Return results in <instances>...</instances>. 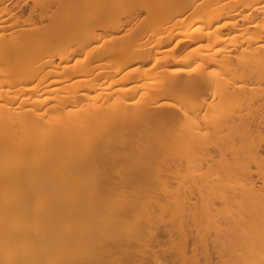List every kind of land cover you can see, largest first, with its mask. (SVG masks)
<instances>
[{"label":"bare ground","instance_id":"bare-ground-1","mask_svg":"<svg viewBox=\"0 0 264 264\" xmlns=\"http://www.w3.org/2000/svg\"><path fill=\"white\" fill-rule=\"evenodd\" d=\"M160 224L264 264V0H0V264H161Z\"/></svg>","mask_w":264,"mask_h":264},{"label":"rangeland","instance_id":"rangeland-1","mask_svg":"<svg viewBox=\"0 0 264 264\" xmlns=\"http://www.w3.org/2000/svg\"><path fill=\"white\" fill-rule=\"evenodd\" d=\"M29 6H23L20 12L27 14ZM169 240V228L165 224H160L153 234L150 242L152 252L159 258L161 264H171L170 253L166 251V244Z\"/></svg>","mask_w":264,"mask_h":264}]
</instances>
